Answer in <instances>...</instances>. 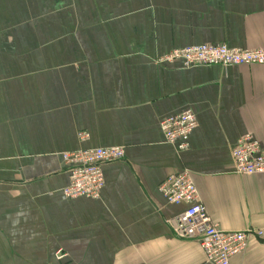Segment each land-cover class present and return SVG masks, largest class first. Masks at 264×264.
I'll return each mask as SVG.
<instances>
[{
    "label": "crops",
    "instance_id": "1",
    "mask_svg": "<svg viewBox=\"0 0 264 264\" xmlns=\"http://www.w3.org/2000/svg\"><path fill=\"white\" fill-rule=\"evenodd\" d=\"M205 44L264 48V0H0V264H211L168 224L186 207L159 187L185 171L223 230L263 232L231 264H264V175L232 156L247 134L264 151V65L156 61ZM186 110L180 153L160 123ZM104 147L125 158L100 199L64 198L61 155Z\"/></svg>",
    "mask_w": 264,
    "mask_h": 264
},
{
    "label": "built area",
    "instance_id": "2",
    "mask_svg": "<svg viewBox=\"0 0 264 264\" xmlns=\"http://www.w3.org/2000/svg\"><path fill=\"white\" fill-rule=\"evenodd\" d=\"M158 64L181 62L186 68L194 66H252L264 65V48L241 50L227 45H199L173 50L158 58ZM198 127L196 115L186 110L168 117L160 123L167 144L180 153L189 149V139ZM79 138H87L80 133ZM69 172V184L62 190L64 198L74 200L89 198L98 200L105 186L103 166L125 158L122 147L82 149L61 155ZM234 171L240 176L264 175V151L253 134L243 136L232 151ZM161 195L171 205H184L179 215L168 220L173 234L181 240H196L202 247L207 262L231 264L234 257L247 251L253 238H261V230L248 228L242 231H226L215 223L200 199L198 188L190 172L172 174L159 187ZM63 258L62 252L57 254Z\"/></svg>",
    "mask_w": 264,
    "mask_h": 264
}]
</instances>
